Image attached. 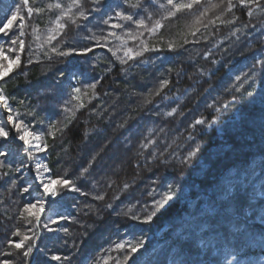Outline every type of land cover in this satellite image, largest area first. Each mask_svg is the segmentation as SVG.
<instances>
[{"label":"trees","instance_id":"trees-1","mask_svg":"<svg viewBox=\"0 0 264 264\" xmlns=\"http://www.w3.org/2000/svg\"><path fill=\"white\" fill-rule=\"evenodd\" d=\"M54 2L29 0L45 11L27 19L25 35L20 37L25 40L23 51L19 44H10L18 35V22L8 36L0 33V46L6 52L15 47L17 52L7 54L20 56L19 64L0 79V90L15 118L47 143L39 157L49 176L72 179L85 194L65 191L55 204L49 200L48 207L56 209L52 219L58 223L49 222V212L39 223L27 213L21 218L23 205L42 195L28 177L15 171L27 163L20 146L0 139V151L7 153L0 156V252L13 253L0 255V260L24 264L25 258L6 243L9 238L19 239L11 235L19 229L36 241L29 264H117L126 249L115 245L137 237L145 243L134 254V264H264V11L232 0V11L225 12L227 0L223 4L202 0L201 9L220 5L209 11L204 23L221 12L222 20L233 23L217 21L207 29L197 25V37L188 36V44L168 51L170 40L183 43L179 34L189 30L193 13L177 14L149 35L132 22L117 20L114 12L119 8L139 19L147 18L150 11L152 21H146L150 27L164 14L150 0H140V8L123 0H100L98 11H91L92 0H82L88 19L78 20L79 28L66 22L61 35L48 44L59 12L48 11L46 5ZM58 2L67 6L71 0ZM18 5L22 7V0H0V27ZM21 14L27 17L26 9ZM108 16L122 27L104 25ZM128 30L144 35L132 40ZM110 31L121 39L109 37L105 47L85 38ZM144 45L161 50L120 64L118 57L125 49L139 51ZM53 46L77 51L57 57L50 51ZM86 47L93 51L79 54ZM108 48L119 51L113 56ZM254 64V80L241 87L243 74H250ZM237 75L241 81L235 80ZM164 78L169 84L159 96L153 95ZM97 81L91 89L89 85ZM73 88L81 89L77 100L72 99ZM172 108L177 109L173 116L164 115ZM198 118L215 123L195 125ZM147 139L155 143L142 149L141 142ZM189 152L194 154L185 161ZM83 168L89 171L80 177ZM124 183L129 185L126 190ZM169 185L175 195L153 222L131 219L132 213L141 219L148 214ZM27 186L30 192L22 193L20 189ZM99 194L105 196L103 201L94 199ZM63 228L69 230L67 234L60 231ZM53 255L61 260H52Z\"/></svg>","mask_w":264,"mask_h":264},{"label":"snow or ice","instance_id":"snow-or-ice-1","mask_svg":"<svg viewBox=\"0 0 264 264\" xmlns=\"http://www.w3.org/2000/svg\"><path fill=\"white\" fill-rule=\"evenodd\" d=\"M93 2V8L91 11H98L99 10V3L100 0H92ZM124 4L128 5L131 8H140V0H137V3H130V0H123ZM151 4L154 6H157L160 10L163 11V15L160 16L159 19H156L154 22H152L151 26L149 27L148 23L146 21H152V13L148 11V9H144L145 11H148L147 18H139L134 19L135 13H127L123 10H120L119 8L115 10L114 17L119 21H127L132 22L137 29H145L149 35L158 32L160 29L164 27L163 21L169 20L170 18L177 17V14H183L185 12L187 13H193L194 17L189 25V30L186 33H180L179 35L183 38L182 44H177L174 41H169L167 43V50L168 51H175L177 47H183V45H186L189 43L188 36H191L193 38L197 37V34L200 33V27H197V25L202 26L203 28L207 29L209 25H214L217 21H220V23H233L232 20H222L221 17L223 16V12H221L220 15H217L214 19H209L207 23H204V19L208 16L209 11L215 8H219V4H210L209 6H204L202 9L199 7L201 6L202 0H165V2H159L157 3V0H150ZM220 3L223 4L224 0H220ZM240 5L242 6H250L255 4V6L258 9H261L264 11V3H262V0H239ZM234 5L232 0H227V8L224 9L225 12H231ZM26 9L27 11V17L22 13V10ZM46 9L48 11L52 10H58L59 14L56 15L55 20L52 21L54 24V27L49 30L48 38L45 41V43L51 44L53 40H56L58 36L61 35V33L66 28V22H70L73 25H77L79 28L80 25L77 23L78 20H87L90 13L86 12V10L83 7L82 0H71V3H69L67 6L62 5V3L54 2L49 3L46 5ZM73 9H76V11H73ZM45 11V8L43 7H35L34 4L30 5L29 0H22V7L20 5L17 6L16 10L12 12L11 17L8 19L7 23L3 24V27H0V33H3L5 36L9 35L10 30L14 26V22H18V35L15 36V38H12L10 41L11 45H17L19 44V51H23L25 47V40L21 39L20 37H23L25 35L24 29L26 27V21L27 19H30L33 15V13H42ZM198 13V14H195ZM249 16H251L252 10L251 7H249V11L247 13ZM113 17L108 16L106 19L102 20V23L104 25H108L112 29H118L121 28L122 25L120 23H112ZM35 31V29H33ZM235 34V33H233ZM126 35L132 39L136 40L138 36L142 37L144 35V32H139L137 34H133L131 30L126 31ZM109 37H116V39H121V37L117 36L116 32L110 31L107 33V35L100 34L98 36H89L85 37L86 39H94L95 40V46L96 47H105L108 44V38ZM161 49L159 48H152L149 49L147 45H144L141 50L134 51L132 48H127L124 50V56L118 57L119 62L121 65L126 64L130 60H135L137 57H141L144 52L148 51H159ZM50 51L55 54L57 57H65L73 52H76V49H67V50H60L58 46H53L50 48ZM93 51V48L86 47L79 51V54L83 55L86 53H89ZM108 51L112 52L113 56H116L117 51L119 49L113 50L112 48H108ZM17 52V49L15 47L9 46L7 48V52L3 46H0V79H3L8 75L9 72L12 71L11 65H18L20 62V56L15 55L11 56L7 53H15ZM207 58L208 53L204 54ZM45 56H47V52H45ZM4 61H7V65L4 63ZM213 63H216V61H213ZM256 64H262V61L257 60ZM255 67L256 65H253V68L250 70L249 73H245L244 79L241 83V87L244 83H248L249 80H254L255 77ZM172 69H169V72H171ZM236 81H241V76L237 75L235 77ZM97 82L92 83L89 85L91 89H95L97 86ZM169 84V80L164 78L160 79L158 83V87L154 90L152 93L153 95L159 96L166 88V86ZM236 92L240 91V88L235 89ZM73 95L72 99L77 100L79 99V95L81 93L80 88H73L72 89ZM249 96H252L253 93L249 92ZM235 99V97H233ZM23 103V101L21 102ZM0 106H2L7 112V119L6 122L2 119H0V139L4 141H8L10 139L11 133L14 130L16 133L15 139L19 140L23 144V151L29 156H32L33 151L35 152H41L46 151L48 148L47 143L41 142V134L35 132L34 130H29V128L24 125V122L20 120L19 118H14L13 115V109L9 105L8 98L3 94V91L0 90ZM80 107H83V104H80ZM209 107H212V105H209ZM67 110V109H65ZM219 111V108L216 109ZM177 112L176 108H172L171 111L164 113V115H167L169 117L173 116L174 113ZM31 114V113H29ZM18 115V114H17ZM195 125H204L205 123H215V120L213 121H205L204 119H196L194 121ZM10 126V127H9ZM50 127H55V125H51ZM57 131H62V129L57 128ZM163 132V129L160 130ZM49 136H53L54 134L52 132L48 133ZM155 141L152 139H147L146 142H141V148L142 149H148L149 145L154 144ZM194 153L189 152L188 155L184 158L185 161H187ZM7 153L0 151V156H6ZM96 157L93 156V160ZM92 161L89 163L91 164ZM3 165L0 164V167ZM23 167H27V165L21 163L19 167H16L15 171L20 172ZM88 168H83L80 171V177H84L86 173H88ZM35 172L36 176L35 179L40 182V189L42 190V196L38 197L34 200V202H27L23 205V208L20 209V215L21 218L24 217V213L28 214V217H34L35 221L39 223L41 220V216L45 212H49V222L50 223H58V220L52 219L53 215H56V209L49 208L48 202L51 200L52 204H55L57 202V198L63 195L65 191L69 192H80L81 195H84L81 191V189L77 186L76 182L72 179L66 178V177H47L45 178L44 173H48L49 169L46 165H42L41 163L37 162L35 166ZM12 186H15L16 181H11ZM111 187V183L108 185ZM30 187L27 186L20 191L22 193H29ZM129 188V185L127 183L123 184V189L126 190ZM175 195V192L173 190L172 185L168 186V190L163 194L162 198L160 200L153 201V207L148 214H146L142 219L135 213L131 214V219L133 220H140L141 223L148 224L153 222V218L157 215V213L165 208V206L168 204L169 201L172 200L173 196ZM118 198V197H117ZM95 200L103 201L105 199V196L103 194H99L94 196ZM108 208L112 207V204L109 203L107 205ZM131 212V209L124 212L125 216H128ZM59 219H64V217H59ZM29 222H31L29 220ZM45 228L48 227L47 224L44 225ZM49 231H53V229H48ZM60 231H63L64 233H68L67 228L60 229ZM12 237H19L18 240H14L12 238H9L6 243L7 246L10 249L17 250V254L22 255L24 259V264H29V258L33 255L34 249L37 247L36 241L33 239V236L22 234L19 229H16L12 232ZM144 239L137 237L135 241H128V242H121L117 243L115 245V248L118 250H125L126 252L123 255L122 260H118L117 264H129V262H133L134 264V254L138 253L140 249L144 247ZM0 255L3 256H12L13 253L11 251L8 252H0ZM51 259L54 261L61 260V257L58 255L51 256ZM65 260L68 259V257H64ZM0 264H15V261L13 260H0ZM231 264V262H229Z\"/></svg>","mask_w":264,"mask_h":264},{"label":"rangeland","instance_id":"rangeland-1","mask_svg":"<svg viewBox=\"0 0 264 264\" xmlns=\"http://www.w3.org/2000/svg\"><path fill=\"white\" fill-rule=\"evenodd\" d=\"M13 56H15V54H13ZM4 63L7 65V61H4ZM13 66L14 65H11V68H13ZM0 107H2V106H0ZM2 109H4V108L2 107L0 109V119L4 120L6 122L8 112L5 109L4 110H2ZM13 115H14V113H13ZM14 118H15V116H14ZM15 136H16V133L13 130L12 133H11V136H10V139L9 140L15 142L17 145L20 146V148L22 150V154H23V156L27 160V163L25 164V165H27V167H23L21 169V172H22V174H23L24 177L26 176V177L29 178V183L35 185L36 191L39 192L42 195V190L40 189V182L35 179V176H36L35 166H36V163L37 162L41 163L42 165H45L42 157H39V155L42 154L44 151H41V152H35V151H33L32 156L29 157L23 151V144H22V142H20L19 140H16L15 139ZM44 176H45V178L49 177V172L48 173H44Z\"/></svg>","mask_w":264,"mask_h":264},{"label":"bare ground","instance_id":"bare-ground-1","mask_svg":"<svg viewBox=\"0 0 264 264\" xmlns=\"http://www.w3.org/2000/svg\"><path fill=\"white\" fill-rule=\"evenodd\" d=\"M2 107H0V109H1ZM2 110H4V109H2Z\"/></svg>","mask_w":264,"mask_h":264},{"label":"water","instance_id":"water-1","mask_svg":"<svg viewBox=\"0 0 264 264\" xmlns=\"http://www.w3.org/2000/svg\"><path fill=\"white\" fill-rule=\"evenodd\" d=\"M43 215H44V214H43ZM43 215H42V216H43ZM42 216H41V217H42Z\"/></svg>","mask_w":264,"mask_h":264}]
</instances>
